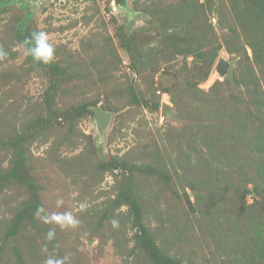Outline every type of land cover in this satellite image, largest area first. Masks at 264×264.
Returning <instances> with one entry per match:
<instances>
[{
    "label": "rangeland",
    "instance_id": "374dc122",
    "mask_svg": "<svg viewBox=\"0 0 264 264\" xmlns=\"http://www.w3.org/2000/svg\"><path fill=\"white\" fill-rule=\"evenodd\" d=\"M0 46V264H264V0H0Z\"/></svg>",
    "mask_w": 264,
    "mask_h": 264
},
{
    "label": "clouds",
    "instance_id": "9594fccd",
    "mask_svg": "<svg viewBox=\"0 0 264 264\" xmlns=\"http://www.w3.org/2000/svg\"><path fill=\"white\" fill-rule=\"evenodd\" d=\"M24 46L27 49V54L32 57L33 62L48 66L55 60V48L49 42V36L47 32L43 30L34 31L27 37L24 42ZM8 52L0 46V61L6 60ZM63 198H58L55 201L57 208L63 206ZM34 216L37 220L45 225H55L60 229L76 228L80 221L71 212H52L49 213L43 206H39ZM113 227H118L119 222L117 220L111 221ZM55 228H50L46 233V240L52 241L55 239ZM43 252L48 253L47 246L42 249ZM69 256H58L55 254H49L46 256L43 264H68Z\"/></svg>",
    "mask_w": 264,
    "mask_h": 264
},
{
    "label": "water",
    "instance_id": "95a60500",
    "mask_svg": "<svg viewBox=\"0 0 264 264\" xmlns=\"http://www.w3.org/2000/svg\"><path fill=\"white\" fill-rule=\"evenodd\" d=\"M116 3L121 2V0H115ZM227 68V62L224 59H220L216 65V71L220 74L223 75L226 72ZM168 107L166 105L162 106V110H166ZM107 113L102 111L101 109H97L95 113L96 120L98 121L100 126H104V119L106 118Z\"/></svg>",
    "mask_w": 264,
    "mask_h": 264
}]
</instances>
